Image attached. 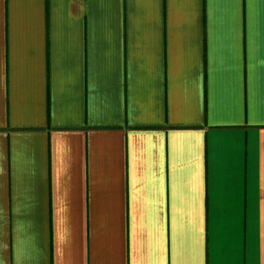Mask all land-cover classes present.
<instances>
[{
  "label": "crops",
  "instance_id": "0c3cea01",
  "mask_svg": "<svg viewBox=\"0 0 264 264\" xmlns=\"http://www.w3.org/2000/svg\"><path fill=\"white\" fill-rule=\"evenodd\" d=\"M0 264H264V0H0Z\"/></svg>",
  "mask_w": 264,
  "mask_h": 264
}]
</instances>
